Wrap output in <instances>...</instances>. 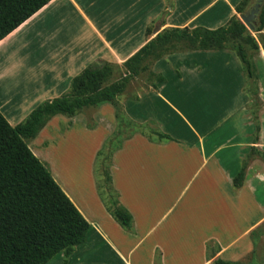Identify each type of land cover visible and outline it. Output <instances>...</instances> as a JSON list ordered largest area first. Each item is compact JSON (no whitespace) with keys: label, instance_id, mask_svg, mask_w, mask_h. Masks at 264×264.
<instances>
[{"label":"crops","instance_id":"crops-1","mask_svg":"<svg viewBox=\"0 0 264 264\" xmlns=\"http://www.w3.org/2000/svg\"><path fill=\"white\" fill-rule=\"evenodd\" d=\"M241 1L52 0L0 41V112L17 126L68 94L90 64L124 65L165 29L223 27ZM250 60L253 77L232 48L169 54L156 63L164 81L154 90L118 98L124 122L154 130L135 133L113 156L132 231L108 212L93 169L119 123L114 105L95 107L90 126L62 115L45 126L40 154L30 148L41 162L42 147L60 160L77 134L92 142L85 169L53 173L42 162L91 225L83 244L47 264H264L262 44Z\"/></svg>","mask_w":264,"mask_h":264},{"label":"trees","instance_id":"trees-1","mask_svg":"<svg viewBox=\"0 0 264 264\" xmlns=\"http://www.w3.org/2000/svg\"><path fill=\"white\" fill-rule=\"evenodd\" d=\"M51 1L0 0V41ZM251 1L242 0L236 11L244 13ZM263 30L264 0L255 32ZM241 40L254 45L256 51L259 49L247 26L235 17L217 29L201 26L165 29L124 63L125 74L119 79L113 81V64L99 60L74 78L68 94L42 103L25 122L11 126L0 112V264H47L56 255L69 254L83 244L91 228L26 140L36 138L58 115L73 117L86 108L107 103L116 106L131 82L148 70L149 61H158L169 54L223 50L228 44L239 41L232 49L253 77L254 65ZM261 44L264 48V38ZM157 78L159 82L164 81L162 76ZM117 118H120L118 114ZM117 138V135L111 136L104 145L109 147L107 159H111V167L114 154L123 146L122 143L115 145ZM111 167L103 170L104 187L112 191L115 198L106 201L100 184L98 191L113 218L124 229L132 231L133 215L119 200ZM243 178L244 172H241L234 179L235 186H240ZM214 264L236 263L219 258Z\"/></svg>","mask_w":264,"mask_h":264},{"label":"rangeland","instance_id":"rangeland-1","mask_svg":"<svg viewBox=\"0 0 264 264\" xmlns=\"http://www.w3.org/2000/svg\"><path fill=\"white\" fill-rule=\"evenodd\" d=\"M256 2L257 0H252L251 3L246 8L244 13H238V12L235 13L232 17L229 18L228 22L224 26H226L230 22V20L234 17L236 19L241 20V15L247 14L252 9V7L256 4ZM250 32L256 38L258 44H261V39L264 38V30L260 33L255 32V31L254 32L250 31ZM238 42L239 41L228 44V48L236 47ZM241 42L244 44L246 51H247V55L250 59L252 55L256 52L254 45L247 43L244 40H241ZM156 63L157 61H149L147 63L148 70L143 72L138 78H136L133 82H131L130 86L128 87V93L136 94L138 91H141V92L152 91L157 87V71L155 68ZM114 66H115V74L113 77V81L119 79L122 75L125 74V68L123 65H114ZM114 107L116 108L117 114L120 117L118 119L119 123L116 127V130L113 132L114 133L113 136L115 135L118 136L117 140L115 141V145H119L121 143L124 144L126 139L130 138L137 132H145L153 136L154 130L150 127H139L138 125H135L131 122H124V120L122 119V109H121L119 102L117 103L116 106L114 105ZM97 112H98L97 108L89 107V108L84 109L82 112L78 113L76 116H78L79 119L85 121L86 122L85 124L90 126L95 123V119L98 115ZM62 116L63 118L70 117L67 115H62ZM62 116H58V117L61 118ZM82 135L77 134V137L75 140H72V141L70 140L66 144L62 145L63 149L60 152V160H59L58 150H50L49 146L42 147L41 151L43 154L40 155L42 158L41 159L42 162H44L50 168L52 172L53 170L57 172L59 170V167L63 171L67 169L68 171H72V170H78V169L81 170V169L87 168V164L89 165V160H90L92 142L90 141L88 137H85L84 135L83 136ZM109 138L111 139V137ZM40 141H41V138L26 140L29 147L33 150H36L38 154L40 153H39L37 144ZM104 145L99 150L100 152L103 149L102 150L103 154L100 156L98 155L96 159H94L95 161L93 163L94 168L93 166L92 168L95 170L96 175H98L97 185L100 184L101 191L104 195L105 200L109 201L111 197L112 199L115 198V194L112 191H109L107 188L104 187L103 170L104 168L111 167V164H110L111 159H107L109 147H106ZM63 159H64V162H63ZM112 162H113V159H112ZM111 173H112V167H111ZM55 177H57V175H55ZM113 186H114V183H113Z\"/></svg>","mask_w":264,"mask_h":264},{"label":"water","instance_id":"water-1","mask_svg":"<svg viewBox=\"0 0 264 264\" xmlns=\"http://www.w3.org/2000/svg\"><path fill=\"white\" fill-rule=\"evenodd\" d=\"M262 4H263V0H257L256 4L247 14L241 15L242 22L252 32H254L256 29L257 18L260 13Z\"/></svg>","mask_w":264,"mask_h":264}]
</instances>
